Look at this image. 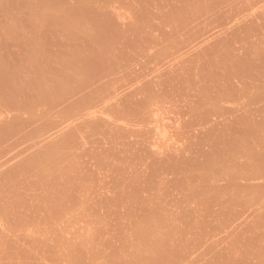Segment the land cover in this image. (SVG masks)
<instances>
[{"label":"rangeland","instance_id":"1","mask_svg":"<svg viewBox=\"0 0 264 264\" xmlns=\"http://www.w3.org/2000/svg\"><path fill=\"white\" fill-rule=\"evenodd\" d=\"M0 33H122L0 165V264H264V0H0Z\"/></svg>","mask_w":264,"mask_h":264},{"label":"crops","instance_id":"2","mask_svg":"<svg viewBox=\"0 0 264 264\" xmlns=\"http://www.w3.org/2000/svg\"><path fill=\"white\" fill-rule=\"evenodd\" d=\"M122 33H0V165L46 148L59 126L96 102Z\"/></svg>","mask_w":264,"mask_h":264}]
</instances>
